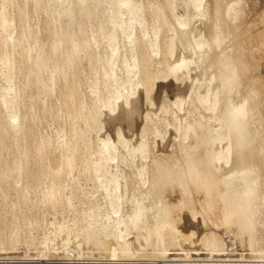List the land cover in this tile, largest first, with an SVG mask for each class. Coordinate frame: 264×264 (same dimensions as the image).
<instances>
[{"label": "bare ground", "instance_id": "1", "mask_svg": "<svg viewBox=\"0 0 264 264\" xmlns=\"http://www.w3.org/2000/svg\"><path fill=\"white\" fill-rule=\"evenodd\" d=\"M0 264H264V0H0Z\"/></svg>", "mask_w": 264, "mask_h": 264}, {"label": "rangeland", "instance_id": "2", "mask_svg": "<svg viewBox=\"0 0 264 264\" xmlns=\"http://www.w3.org/2000/svg\"><path fill=\"white\" fill-rule=\"evenodd\" d=\"M42 17H43V18H42ZM44 20H45V15H44V16L42 15V16H41V21H44ZM18 248H21V250L16 249L17 251L15 250V251H13V253H10L12 256L15 255V256H14L15 258L13 257L14 261H18V260H19V261H30V260H31L30 262H33V261H35V259H36V261H38V260H37V257H36V256H37V253H38V250H37V251L34 250L35 252L32 250L31 252H33V253H31V255H32V254H33V255H32V256L29 255L28 257H26L25 254H24V253H25V249L23 250V247H18ZM22 250H23V252H22ZM177 250H178V249H177ZM177 250H174V248H173V249L170 250V252H171V253H175V252L177 253V252H178ZM173 251H174V252H173ZM179 252H181V251L179 250ZM179 252H178V253H179ZM53 253H54L55 255H54V254H53V256L50 255L49 259H50L51 261H57V260L55 259V257H58V254L55 253V251H54ZM18 254H19V255H18ZM35 254H36V255H35ZM56 254H57V255H56ZM22 255H23V256H22ZM21 256H22V257H21ZM91 256H92V255H91ZM35 257H36V258H35ZM83 257H84V258H82V261H84V260H86V261H87V260L95 261L96 258H99V257H97V256H95V257L92 256V257L90 258V255H89V256L86 255V256H83ZM104 257H105V258H104ZM17 259H18V260H17ZM26 259H27V260H26ZM32 259H33V260H32ZM93 259H94V260H93ZM97 260H100V261H107V260H109V259H108V257L103 256L101 259H97ZM36 261H35V262H36ZM44 262H45V261H43V263H44Z\"/></svg>", "mask_w": 264, "mask_h": 264}]
</instances>
